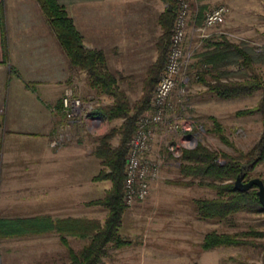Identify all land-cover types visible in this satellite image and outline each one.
Listing matches in <instances>:
<instances>
[{"label": "rangeland", "instance_id": "1", "mask_svg": "<svg viewBox=\"0 0 264 264\" xmlns=\"http://www.w3.org/2000/svg\"><path fill=\"white\" fill-rule=\"evenodd\" d=\"M14 2L17 7L30 6L29 0ZM189 2L192 10L197 13L200 3L195 0ZM220 3L228 6L229 13L223 24L206 30L208 36L222 34L233 42L244 40L251 45H264V0H205L204 9ZM163 6V3L156 5L153 13L156 14ZM198 24L196 17L194 22L189 21L183 41L184 54L188 55L187 64L192 60L193 54L200 50L201 41L194 36L198 32H189L191 27L195 28ZM143 54L145 56L140 66L135 68H115L113 62L109 61L110 71L130 73V78L118 81L119 88L124 91L129 102L135 101L140 95L145 65L154 57L155 50L151 40ZM255 69L264 79V65H256ZM188 76L185 66L183 77L188 80L182 103L168 109L165 116L166 124L176 119L177 127L172 131H165L163 125H158L153 135V148L148 151L149 156L160 161L158 175L150 182L147 197L126 206L122 214L119 233L129 239L130 244L119 249H109L99 264H238L241 260L259 263L260 248L216 247L201 250L199 243L203 234L209 230L232 232L247 226L264 229V213L239 212L225 224L202 220L196 217L191 200L211 197L214 195L213 190L205 186H183L169 182L179 176L176 156L181 148H191L199 141L210 149L234 154L231 147L221 143L207 130L211 127L208 116L220 122L224 134L236 149L244 152L250 148L261 131L260 114L254 112L250 115L234 116L233 112L253 106L259 92L229 99L214 97L216 102L212 100L214 103L210 102L204 107L200 105L201 110L194 112L186 104L190 82L194 79L191 74ZM77 78V81L70 82L67 87L80 98L86 109L88 106L108 104L111 101L108 96L95 95L87 87L85 75L81 74ZM205 93L206 97L211 95L206 91ZM148 110L149 108L145 111ZM98 120L100 123L93 124L92 127H89L87 121L79 125L67 121L66 137L62 142L69 149L66 161L59 158L60 161L51 164L50 169L47 168L45 172H33L28 168L25 146L6 149L3 155L0 153V217L85 216L102 222L106 209L100 205L85 204L102 197L110 186L108 180H91V176L99 169L92 149L96 138L110 127L118 126L121 119L106 121L100 117ZM55 139L58 141L57 137ZM111 143L115 144L116 138ZM72 145H79L80 155L69 156ZM251 177H259L264 183V161L250 169L244 180ZM66 239L74 250L86 242L71 236ZM65 262V247L52 232L0 238V264Z\"/></svg>", "mask_w": 264, "mask_h": 264}, {"label": "trees", "instance_id": "2", "mask_svg": "<svg viewBox=\"0 0 264 264\" xmlns=\"http://www.w3.org/2000/svg\"><path fill=\"white\" fill-rule=\"evenodd\" d=\"M36 1L70 67L84 72L86 85L95 95L111 98L108 104L93 105L88 115L100 116L106 121H121L118 126H112L99 135L92 149L99 169L91 180H108L110 186L102 197L85 204L100 205L106 209L102 222L85 216L0 217V238L52 232L65 247L67 262L62 264H99L109 249H119L130 244V240L119 233L122 214L126 209L122 203L124 156L137 118L149 108L150 91L165 62L175 14L174 5L171 0H161L165 6L157 18L160 34L155 42L156 57L145 70L140 95L135 101L129 102L124 91L118 86V81L123 77L107 69L101 51L83 46L81 36L64 8L56 0ZM195 1L199 3L201 0ZM204 7L201 3L197 8V24L201 20ZM256 65H264V45L255 46L244 40L233 42L222 34L202 39L200 50L193 54L192 60L186 65L187 76L191 74L196 82L204 85L205 90L218 99L259 92L253 106L233 112L234 116H245L254 112L260 114L261 131L250 148L244 152L236 149L224 134L220 122L208 116L211 127L207 130L221 143L231 147L234 154L210 149L198 141L191 148H181L176 156L179 176L169 182L183 186H205L214 192L211 197H197L191 200L195 215L199 219L225 224L239 212L264 213V207L257 199L254 186L243 191L233 187L237 174L242 172L245 178L250 169L264 160V79L255 69ZM57 108H60V101ZM114 138L116 143L112 144ZM67 236L86 242L74 250L69 246ZM199 247L201 250L216 247L260 248L259 263L241 260L238 264H264V229L247 226L232 232L209 230L203 234Z\"/></svg>", "mask_w": 264, "mask_h": 264}, {"label": "crops", "instance_id": "3", "mask_svg": "<svg viewBox=\"0 0 264 264\" xmlns=\"http://www.w3.org/2000/svg\"><path fill=\"white\" fill-rule=\"evenodd\" d=\"M29 1L30 6L22 8L17 7L14 0H0V153L3 155L6 149L25 146L28 168L33 172H45L51 164L60 161L59 158L66 161L69 149L62 142L68 126L57 106L67 85L85 74L70 67L38 2ZM56 2L72 20L83 46L103 53L108 70L109 61L115 68L140 66L150 40L155 54L145 70L154 61L155 42L160 34L157 18L165 6L163 1ZM203 2L205 0L199 1ZM160 3L164 4L163 8L153 13V8ZM190 31L195 29L191 27ZM112 73L123 77L119 81L130 78V73ZM204 90L205 86L194 79L190 82L186 104L192 111H200V105L216 102L214 96L206 97ZM78 146L72 145L70 157L81 154ZM150 148H153V138Z\"/></svg>", "mask_w": 264, "mask_h": 264}, {"label": "built area", "instance_id": "4", "mask_svg": "<svg viewBox=\"0 0 264 264\" xmlns=\"http://www.w3.org/2000/svg\"><path fill=\"white\" fill-rule=\"evenodd\" d=\"M171 1L175 14L165 62L151 92L149 110L144 111L137 118L124 156L122 203L125 206L140 202L147 197L150 182L157 177L160 166L158 159L148 155L150 141L158 125H163L165 131H172L177 127L176 119L166 124V112L172 106L180 105L186 92L187 77H183V69L187 65L188 55L184 54L183 41L188 23L194 22L196 11L192 10L189 0ZM228 13V6L221 3L204 9L199 24L194 28L198 32L197 36L207 37L206 30L223 24ZM90 107L86 109L71 88L66 87L63 90L59 111L66 121L71 123L87 121L89 127L100 123L97 117L88 115Z\"/></svg>", "mask_w": 264, "mask_h": 264}, {"label": "water", "instance_id": "5", "mask_svg": "<svg viewBox=\"0 0 264 264\" xmlns=\"http://www.w3.org/2000/svg\"><path fill=\"white\" fill-rule=\"evenodd\" d=\"M100 118V117H98ZM244 174L241 172L237 174L233 180V187L238 191H243L251 186L255 187V194L262 207H264V183L259 177H251L246 180L243 178Z\"/></svg>", "mask_w": 264, "mask_h": 264}]
</instances>
